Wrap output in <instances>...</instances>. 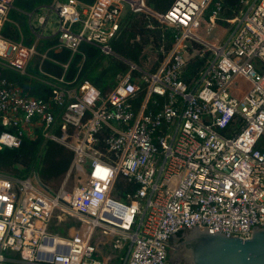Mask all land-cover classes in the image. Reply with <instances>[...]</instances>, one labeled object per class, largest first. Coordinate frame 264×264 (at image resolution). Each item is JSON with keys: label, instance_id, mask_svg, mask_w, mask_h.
Segmentation results:
<instances>
[{"label": "built area", "instance_id": "1", "mask_svg": "<svg viewBox=\"0 0 264 264\" xmlns=\"http://www.w3.org/2000/svg\"><path fill=\"white\" fill-rule=\"evenodd\" d=\"M14 1L0 0V64L33 77L31 59L50 55L4 33ZM223 1L174 0L165 12L146 0L54 1L60 29L52 49L71 55L52 58L61 75L43 72L46 97L0 72V149L42 136L74 155L57 188L36 173L0 172V264H170L172 238L193 226L243 239L264 227V148L257 147L264 138V0H239L229 18L221 15ZM130 11L151 15L174 35L161 64L151 71L129 61L105 93L79 69L68 78L83 42L115 54L111 41ZM225 25L234 28L227 41L211 39ZM207 54L186 81L192 59ZM120 177L138 185L120 190L122 198L113 195ZM67 215L82 221L81 230L66 224L67 235L51 232Z\"/></svg>", "mask_w": 264, "mask_h": 264}, {"label": "trees", "instance_id": "2", "mask_svg": "<svg viewBox=\"0 0 264 264\" xmlns=\"http://www.w3.org/2000/svg\"><path fill=\"white\" fill-rule=\"evenodd\" d=\"M85 1L94 2V0ZM146 2L152 10L165 12L171 7L174 0H146ZM18 4H22L21 8L26 10L37 5L38 2L36 0H18ZM239 7V0H224L221 15L232 17ZM219 22L224 24L222 20ZM159 25V22L151 15L128 12L121 23L118 34L111 41V47L115 54H106L99 47L83 42L80 52L72 58L70 76L79 69L81 79L90 80L105 93L116 84L117 75L130 68L129 61L144 69L154 71L174 45V35L170 31L158 27ZM4 33L18 39L11 35L7 28H4ZM70 55L71 52L68 49H63L60 53L51 52V56L59 61H67ZM207 57L208 54L192 59L185 73L186 81L190 82L191 78L205 67ZM149 60L151 66L146 64ZM50 66L56 73L61 72V68L46 61L45 68L48 69ZM0 72L3 76L17 81L23 86L31 82L33 84L31 94L33 95L46 97L50 91V88L40 84L39 81H31L27 76L17 72L13 73L2 64H0ZM144 94L145 92L142 90L138 94V99L141 100ZM58 115L57 120L59 121ZM257 147L264 148V138L257 144ZM73 155L70 149L51 139L42 136L35 139L26 137L19 147L0 149V172L19 178H26L31 173H36L45 184L57 188L70 168ZM137 187V184L130 183L120 177L113 190V195L122 198L123 192L120 190L133 191ZM68 228H70L69 225ZM68 232V229H65L61 234L67 235Z\"/></svg>", "mask_w": 264, "mask_h": 264}, {"label": "crops", "instance_id": "3", "mask_svg": "<svg viewBox=\"0 0 264 264\" xmlns=\"http://www.w3.org/2000/svg\"><path fill=\"white\" fill-rule=\"evenodd\" d=\"M38 2L37 5L33 6L30 9H23L22 4H18V0H15L13 3V7L9 13V21L6 23L4 28L9 29L11 35L16 36L18 39L22 40L26 46H36L37 51L40 54L46 53L49 51V57L44 61L39 55H35L28 64L27 72L29 75L33 77L27 76L31 81H39L40 84H43L41 80L47 79V76L43 72L61 75L63 72L62 67L52 61L56 59L51 56V52L55 51L60 53L59 50H53L52 47L54 43L57 41L59 36V17L55 11L52 10V5L55 0H36ZM66 1V0H62ZM85 3H93L87 2L85 0H81ZM45 18V21L42 19ZM10 25L11 27H9ZM52 49V50H51ZM69 59V58H68ZM58 60V59H56ZM50 61L53 66H58L61 68L60 73H56L51 66L46 69L45 62ZM59 61V60H58ZM64 62V61H59ZM7 70L14 71L11 68L5 67ZM68 77V75H67ZM17 82V81H16ZM18 83V82H17ZM24 89H33V84L27 83Z\"/></svg>", "mask_w": 264, "mask_h": 264}, {"label": "water", "instance_id": "4", "mask_svg": "<svg viewBox=\"0 0 264 264\" xmlns=\"http://www.w3.org/2000/svg\"><path fill=\"white\" fill-rule=\"evenodd\" d=\"M177 237V235L175 236ZM186 250L189 264H264V227H256L247 238L212 232L193 226L173 243Z\"/></svg>", "mask_w": 264, "mask_h": 264}, {"label": "rangeland", "instance_id": "5", "mask_svg": "<svg viewBox=\"0 0 264 264\" xmlns=\"http://www.w3.org/2000/svg\"><path fill=\"white\" fill-rule=\"evenodd\" d=\"M253 1V0H251ZM214 8V2L210 5V8L207 10L205 16H204V21L202 23L201 26V32L203 34H205L207 28H208V18H209V14L211 13V10ZM127 9H128V5H127ZM226 27H224L223 29H219L216 28L215 30H212L210 35L212 36L211 39L213 40H219L222 44H224L227 39L229 38V36L231 35L232 31H233V26L231 25H225ZM225 28H226V32H225ZM225 34V36H224ZM223 36V37H222ZM147 65L151 66V61H147L146 63ZM68 78H70V73L68 74ZM75 184V179L74 176L72 175L68 181V188H71L73 185ZM60 186V185H59ZM58 186V187H59ZM65 220L66 222L63 223L62 226H58V224L56 223V221H53L51 226H50V231L53 233H62L64 232L63 226L68 224L69 227H71V229H74L75 231L79 232L82 228V221L79 220L78 218H75L73 216H65ZM125 244H127V241H123ZM6 256H10V257H15L16 253L13 251H7L5 252Z\"/></svg>", "mask_w": 264, "mask_h": 264}, {"label": "flooded vegetation", "instance_id": "6", "mask_svg": "<svg viewBox=\"0 0 264 264\" xmlns=\"http://www.w3.org/2000/svg\"><path fill=\"white\" fill-rule=\"evenodd\" d=\"M183 237V233L177 235V237H173L171 241V247L169 249V261L170 264H189L187 261L186 250L183 248H178V251L175 252V248L173 247L174 240L179 238V241Z\"/></svg>", "mask_w": 264, "mask_h": 264}]
</instances>
